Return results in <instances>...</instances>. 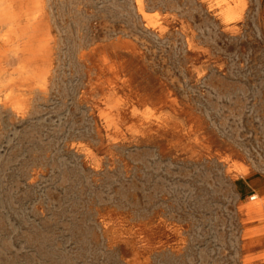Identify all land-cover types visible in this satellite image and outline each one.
Listing matches in <instances>:
<instances>
[{
	"label": "rangeland",
	"instance_id": "374dc122",
	"mask_svg": "<svg viewBox=\"0 0 264 264\" xmlns=\"http://www.w3.org/2000/svg\"><path fill=\"white\" fill-rule=\"evenodd\" d=\"M0 9V264H264V0Z\"/></svg>",
	"mask_w": 264,
	"mask_h": 264
},
{
	"label": "bare ground",
	"instance_id": "6f19581e",
	"mask_svg": "<svg viewBox=\"0 0 264 264\" xmlns=\"http://www.w3.org/2000/svg\"><path fill=\"white\" fill-rule=\"evenodd\" d=\"M137 1V0H136ZM220 1H225V0H220ZM205 5V4H204ZM206 6V5H205ZM223 6V4H222ZM240 7V6H239ZM146 8V7H145ZM229 8V7H228ZM238 8V7H237ZM147 9V8H146ZM239 10V9H238ZM147 11V10H146ZM234 11V10H233ZM236 12V11H235ZM148 14V13H147ZM210 14V13H208ZM227 17L229 19H231L233 17V14L231 12H227ZM235 15V14H234ZM149 16V15H148ZM236 16V15H235ZM216 17V16H215ZM224 17V16H223ZM218 18V17H217ZM145 19V17H144ZM216 19V18H214ZM218 20V19H217ZM224 21V20H223ZM14 22H15V19L9 15V13H7V11L5 9H0V23L1 24H5L8 28L9 31H11L13 29V25H14ZM219 23V22H218ZM221 24V23H220ZM237 24V23H236ZM150 25V24H149ZM222 25V24H221ZM220 25V26H221ZM153 26V25H152ZM224 26V25H223ZM230 26V25H229ZM232 26V25H231ZM236 26V25H235ZM137 39V38H136ZM1 94V93H0ZM120 97V96H119ZM122 99V98H121ZM146 106V105H145ZM103 113V112H102ZM159 115V114H158ZM153 116V115H152ZM108 121V119H107ZM115 131V130H114ZM117 133V132H116ZM257 197H252L251 199H256ZM259 207H260V202H256L252 208H254L255 211H258L259 210ZM259 259H264V256L260 257Z\"/></svg>",
	"mask_w": 264,
	"mask_h": 264
},
{
	"label": "clouds",
	"instance_id": "9594fccd",
	"mask_svg": "<svg viewBox=\"0 0 264 264\" xmlns=\"http://www.w3.org/2000/svg\"><path fill=\"white\" fill-rule=\"evenodd\" d=\"M6 6V5H5Z\"/></svg>",
	"mask_w": 264,
	"mask_h": 264
}]
</instances>
